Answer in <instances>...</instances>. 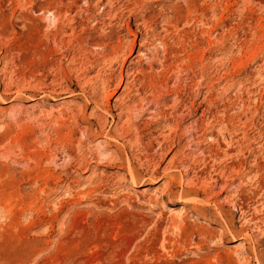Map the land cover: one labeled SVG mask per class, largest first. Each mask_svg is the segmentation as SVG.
<instances>
[{
  "label": "rangeland",
  "instance_id": "rangeland-1",
  "mask_svg": "<svg viewBox=\"0 0 264 264\" xmlns=\"http://www.w3.org/2000/svg\"><path fill=\"white\" fill-rule=\"evenodd\" d=\"M99 1L0 0V264H264V0Z\"/></svg>",
  "mask_w": 264,
  "mask_h": 264
},
{
  "label": "bare ground",
  "instance_id": "bare-ground-1",
  "mask_svg": "<svg viewBox=\"0 0 264 264\" xmlns=\"http://www.w3.org/2000/svg\"><path fill=\"white\" fill-rule=\"evenodd\" d=\"M99 1V0H98ZM111 2V1H110ZM99 3H100V1H99ZM140 6V5H139ZM114 7V6H113ZM117 12V11H116ZM103 13V12H102ZM110 13V12H109ZM105 14V13H104ZM182 16V15H181ZM130 22V21H129ZM147 23V22H146ZM171 23V22H170ZM173 24V23H172ZM170 26V25H169ZM154 30V29H153ZM136 36V35H135ZM148 36V35H147ZM153 36V35H152ZM164 39V38H163ZM136 38H135V40H134V43H136ZM147 41V40H146ZM165 43V42H164ZM128 44V43H127ZM113 45V44H112ZM146 45V43H143V46H145ZM158 45V44H157ZM120 47V49H118L117 50V52L116 53H114V54H116V55H118V58H120L121 56H119L121 53H122V51H123V47H121V46H119ZM141 47V46H140ZM146 47V46H145ZM110 49V48H109ZM152 49V48H151ZM125 54V53H124ZM115 55V56H116ZM137 57V56H136ZM135 57V58H136ZM146 57V56H145ZM158 57V56H157ZM110 58V57H109ZM117 58V56L115 57V59ZM138 58H140V55H139V57ZM147 59V58H146ZM138 60V59H137ZM140 62V61H139ZM124 63V62H123ZM136 63V62H135ZM138 63V62H137ZM97 64V63H96ZM134 64V63H133ZM153 64V63H152ZM108 66V65H107ZM133 68V67H132ZM139 71V70H138ZM141 71V70H140ZM134 73V72H133ZM98 78V77H97ZM117 80V79H116ZM147 81V80H146ZM108 82V81H107ZM105 83V82H104ZM163 83V82H162ZM147 84V83H146ZM129 85V84H128ZM163 85V84H162ZM168 85V84H167ZM87 86V85H86ZM92 86V85H91ZM119 86V85H118ZM93 88V87H92ZM91 89V88H90ZM164 89V88H163ZM51 93V92H50ZM84 94V93H83ZM114 94V93H113ZM122 95V94H121ZM164 95V94H163ZM153 96V95H152ZM86 97V96H85ZM129 98V97H128ZM90 99V98H89ZM93 100V99H92ZM119 100V99H118ZM121 100V99H120ZM117 101V100H116ZM127 101V100H126ZM146 101V100H145ZM124 102V101H123ZM153 104V103H152ZM118 106V105H117ZM125 106V105H124ZM35 107V106H34ZM81 107V106H80ZM108 107V106H107ZM128 107V106H127ZM174 107V106H173ZM65 108V107H64ZM146 108V107H145ZM94 109V108H93ZM126 109V108H125ZM129 109V108H128ZM184 110V109H183ZM75 111V110H74ZM129 111H131L130 109H129ZM92 114V113H91ZM91 114H89V115H91ZM122 114V113H121ZM183 114V113H182ZM99 115V114H98ZM119 116V115H118ZM97 118V117H96ZM95 119V118H94ZM107 119V118H106ZM97 120V119H96ZM101 120V119H100ZM157 120V119H156ZM134 125V124H133ZM106 126V125H105ZM165 127V126H164ZM137 131V130H136ZM164 139V138H163ZM166 140V139H165ZM139 142V141H138ZM160 145V144H159ZM178 154V153H177ZM100 159V158H99ZM171 164V163H170ZM252 217V216H251ZM253 223V222H252ZM256 250V249H255Z\"/></svg>",
  "mask_w": 264,
  "mask_h": 264
}]
</instances>
